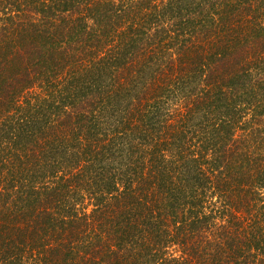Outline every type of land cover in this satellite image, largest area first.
<instances>
[{"label": "trees", "instance_id": "trees-1", "mask_svg": "<svg viewBox=\"0 0 264 264\" xmlns=\"http://www.w3.org/2000/svg\"><path fill=\"white\" fill-rule=\"evenodd\" d=\"M0 264H264V0H0Z\"/></svg>", "mask_w": 264, "mask_h": 264}]
</instances>
